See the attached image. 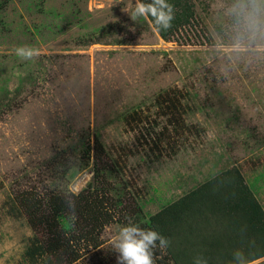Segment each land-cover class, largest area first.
Returning a JSON list of instances; mask_svg holds the SVG:
<instances>
[{
    "label": "rangeland",
    "instance_id": "rangeland-1",
    "mask_svg": "<svg viewBox=\"0 0 264 264\" xmlns=\"http://www.w3.org/2000/svg\"><path fill=\"white\" fill-rule=\"evenodd\" d=\"M0 1V264H24L35 233L8 197L52 185L77 194L95 169L152 215L236 166L264 209V0H192L194 16L167 41L131 19L135 0ZM25 46L40 55L18 56ZM166 93L186 108L182 128L157 106ZM94 136L103 152L86 163ZM124 226L101 234L116 261Z\"/></svg>",
    "mask_w": 264,
    "mask_h": 264
},
{
    "label": "trees",
    "instance_id": "trees-1",
    "mask_svg": "<svg viewBox=\"0 0 264 264\" xmlns=\"http://www.w3.org/2000/svg\"><path fill=\"white\" fill-rule=\"evenodd\" d=\"M191 1L166 0L174 6V19L168 30L156 32L160 38L170 40L194 16ZM4 4L0 1V28ZM142 20L150 26L148 20ZM157 106L168 117L167 127H183L176 118L186 113L179 98L166 93L158 97ZM166 131V127L160 131L159 142H153L155 148L169 138ZM91 150L98 155L103 152L97 136L93 147L88 143L84 150L86 163ZM103 178L104 172L95 169L93 183L77 194L52 185L40 191L19 190L8 197L9 214L25 216L35 232L24 249V264H117L113 246L102 249L101 234L112 222L155 230L166 238V248L152 250L155 264H236L237 251L264 264V209L236 166L221 169L152 215L144 214L140 206L125 204L123 195H114L116 188ZM52 179L56 181L57 176ZM83 258L88 259L81 261Z\"/></svg>",
    "mask_w": 264,
    "mask_h": 264
},
{
    "label": "clouds",
    "instance_id": "clouds-1",
    "mask_svg": "<svg viewBox=\"0 0 264 264\" xmlns=\"http://www.w3.org/2000/svg\"><path fill=\"white\" fill-rule=\"evenodd\" d=\"M143 17L148 20L154 32L168 30L174 19V6L166 0H135V7L131 19ZM149 17L152 19L149 20ZM16 54L26 60L40 55L38 49L31 47H19ZM159 241V245H157ZM168 240L155 230L142 229L137 225L129 224L120 229L114 238V247L118 252L117 264H155L153 249H164L168 246ZM236 264H258V261L245 257L243 252L234 253Z\"/></svg>",
    "mask_w": 264,
    "mask_h": 264
}]
</instances>
